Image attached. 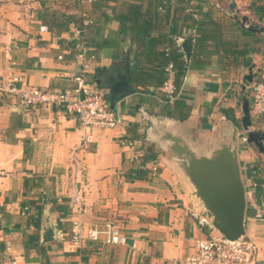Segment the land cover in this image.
<instances>
[{
	"label": "crops",
	"instance_id": "1",
	"mask_svg": "<svg viewBox=\"0 0 264 264\" xmlns=\"http://www.w3.org/2000/svg\"><path fill=\"white\" fill-rule=\"evenodd\" d=\"M162 3L0 0V80L20 76L46 90L75 87L85 58L74 28L88 19L85 44L95 58L87 79L109 100L108 89L96 83L97 70L128 58L137 89L114 107L124 123L95 129L93 141L83 145L81 122L64 106L25 107L0 96V264H187L195 240L210 235L189 214L200 209L193 186L168 151L147 139L150 122L142 109L174 118L196 149L229 140L235 128L245 131L241 85L250 71L257 79L264 66V0ZM66 15L78 21L68 31L55 24ZM237 16H247L258 30L242 26ZM181 35L194 36V50L171 99L156 84L155 51L176 47L185 69L174 40ZM134 67L146 74L144 83L134 80ZM252 119V129L264 133V119ZM238 155L246 235L259 245L256 264H264V152L239 142ZM74 220L85 232L115 222L127 242L110 245L101 236L75 243ZM48 224L58 229L45 241Z\"/></svg>",
	"mask_w": 264,
	"mask_h": 264
},
{
	"label": "water",
	"instance_id": "2",
	"mask_svg": "<svg viewBox=\"0 0 264 264\" xmlns=\"http://www.w3.org/2000/svg\"><path fill=\"white\" fill-rule=\"evenodd\" d=\"M237 19L242 26L250 30H258L255 22H250L247 16ZM260 30H263L261 27ZM174 40L185 58L184 73L187 74L190 59L194 50L193 35L175 36ZM128 58L115 62L111 68L99 69L96 73V83L103 84L108 89L109 101L114 109L116 102L127 95L137 92L129 75ZM126 69V73L124 70ZM254 73L245 75L241 85V124L248 133V142L254 143L264 152V133L252 129L253 119L250 107V87ZM84 97V95H82ZM143 118L150 122L146 131L147 139L165 148L176 162L194 188V195L200 205V211L205 213L213 225L227 238L237 239L246 235L247 194L246 185L241 174L239 162V134L235 128L229 140L214 144L208 149H196L190 140L176 129V120L162 113H155L149 108H143ZM57 224H48L44 228L43 240L54 237Z\"/></svg>",
	"mask_w": 264,
	"mask_h": 264
},
{
	"label": "built area",
	"instance_id": "3",
	"mask_svg": "<svg viewBox=\"0 0 264 264\" xmlns=\"http://www.w3.org/2000/svg\"><path fill=\"white\" fill-rule=\"evenodd\" d=\"M161 8V7H160ZM89 20L85 19L84 23ZM82 29L74 28V34L79 38ZM81 54L85 58L81 70L75 76V87L46 90L37 86L24 84L20 76H13L7 80H0V96L12 100L15 104L25 107L39 104H56L64 106L68 112L76 114L84 130L82 145L93 141L94 130L97 128H117L124 123V117L111 107L108 98L101 93L94 82L87 79L92 69L91 59L94 54L88 53L85 42L79 40ZM176 67L170 62L165 68L166 80L160 87L169 98H174L177 91ZM250 87V107L252 116L264 119V67L259 77L254 79ZM84 95V97H82ZM239 142L248 143V133H239ZM2 171H0V175ZM189 214L198 219L201 225L209 228L210 235L195 240L194 252L186 257L187 264H256L259 245L250 236L243 235L237 239H229L223 235L212 223V220L202 211L191 209ZM72 240L80 243L84 237L98 239L110 245L124 244L127 236L115 222H107L104 228L91 226L85 232L80 220H74L71 228Z\"/></svg>",
	"mask_w": 264,
	"mask_h": 264
},
{
	"label": "trees",
	"instance_id": "4",
	"mask_svg": "<svg viewBox=\"0 0 264 264\" xmlns=\"http://www.w3.org/2000/svg\"><path fill=\"white\" fill-rule=\"evenodd\" d=\"M95 0H92V2H94ZM162 4H171L172 0H162ZM163 5H159V7L164 8ZM94 9L101 10V4H94ZM72 21V22H71ZM73 22L75 24L78 23V21L75 19V16H68L66 15L65 17H63V19H59V20H55V24L60 27L63 28L65 30H70V25L73 24ZM192 23V22H191ZM86 23H83V21L79 24H77L78 27H80L82 29V33L80 36L79 40L84 41L87 44V39L85 38L84 34H85V28H86ZM193 26L195 25L194 22L192 24ZM201 41V39H200ZM204 41V39H202V42ZM172 43V40L170 41ZM88 45V44H87ZM156 57L159 59V68L157 71L158 74V81L156 84H158L159 86H162L164 81L166 80V74H165V68L166 66L170 63V62H174L175 67H176V86H177V91H179L182 87V80H183V76H184V61L182 58V54L178 51V49L176 47H169L167 50H160V51H155ZM264 67V66H263ZM260 74V72H259ZM258 74V75H259ZM132 75L134 80L136 81V83H144L145 79L144 76H146V74H144L143 72H141V70H139V68L134 67L132 68ZM149 75V74H148ZM107 97V96H106ZM178 105H180V103H178ZM231 119L235 122L240 121L239 118L235 117V116H231Z\"/></svg>",
	"mask_w": 264,
	"mask_h": 264
}]
</instances>
